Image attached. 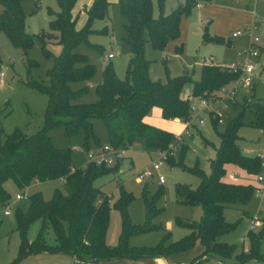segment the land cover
<instances>
[{"label":"trees","instance_id":"1","mask_svg":"<svg viewBox=\"0 0 264 264\" xmlns=\"http://www.w3.org/2000/svg\"><path fill=\"white\" fill-rule=\"evenodd\" d=\"M211 0H182L169 13L163 12L164 0H157L159 15L153 16L152 0H115L125 18L123 41L130 48L131 56L124 78L117 77L113 65L105 64L101 82L95 87L96 99L92 102L79 101L88 92V85L95 74L96 67L87 55L76 52L75 48L84 43L95 47L88 40L94 32L92 23L107 15L109 0H56L58 11L49 12L51 32L43 33L54 38L61 46L54 64L46 72L47 82L27 80L38 92L47 96L43 115V126L35 133L26 134L20 129L3 135L0 125V200L9 198L4 188L6 180H12L19 188L29 186L33 181L61 179L65 192L55 189L49 199L41 192L34 191L28 196L29 204L25 210L15 212L16 228L20 243L18 253L12 264L37 253H65L80 264H99L103 260L120 258H164L191 250L197 243L201 249L198 255L183 264H225L233 260L235 264H246L251 260L264 262L261 243L264 232L248 230V246L228 243L222 240L225 234L234 231L238 221L225 219L224 209L231 204H246L254 195L256 185L225 181L226 166L234 165L249 174H258L263 169L262 161L256 154H245L238 145V128L243 124V112L232 119L224 130L217 131L220 138L215 156L210 160V173L206 174L198 162L188 167L184 163L187 145L181 143L177 158L171 155L166 162L177 165L200 178L196 188L186 184H175V200L183 205L200 206L198 220L176 218L178 226L189 229V233L178 240H171L166 231L153 246H131L132 234L148 233L161 229L153 222L154 217L163 212L155 206L157 198L163 194L160 186L148 196L143 192L146 218L142 225H132L126 212L132 199L130 194L121 191L114 207L121 214V232L116 246L106 242L111 201L108 195L94 185V181L114 171L113 166L87 162L84 167L72 165L71 151L54 146L49 135L51 128L61 126L67 138L80 129L84 132V145L88 147L90 137L98 144L93 132L92 119L103 121L109 143L115 147L129 148L135 139L141 138L147 150H165L173 142L174 135L150 125L143 118L152 107H158L165 119H186L190 116L192 98L210 99L216 97L221 88L230 84L239 73L230 71L212 59L204 60L199 79L192 73L166 78V81L153 80L149 76L150 61L145 57V45L164 50L169 41H174V51L182 53L180 38L181 19L189 16L195 6ZM22 0H0V30L10 42L26 52L33 45V37L25 31V14ZM85 19L80 27V15ZM203 40L223 42L219 36L208 33V24H203ZM43 52H50L43 46ZM2 59L0 56V69ZM82 83L73 88V83ZM190 85V97H183V89ZM220 96V95H219ZM244 108L252 115V124L264 129V97L259 101H246ZM217 121V118H215ZM122 188L121 183L118 185ZM41 219V227L33 239L27 236L29 225ZM53 232L54 242L48 243L46 230ZM179 264V263H171Z\"/></svg>","mask_w":264,"mask_h":264},{"label":"rangeland","instance_id":"2","mask_svg":"<svg viewBox=\"0 0 264 264\" xmlns=\"http://www.w3.org/2000/svg\"><path fill=\"white\" fill-rule=\"evenodd\" d=\"M107 15L103 19H96L92 23L94 32L89 34L88 40L96 44L95 47L79 44L76 52L87 55L90 63L96 67L92 79L87 82L88 92L79 101L92 102L96 99L95 87L101 82L102 69L107 63H111L118 78L125 76L126 67L131 56L130 48L123 41L125 35V18L120 12L115 0H109ZM182 0H164L163 12L169 13L176 8ZM22 8L25 14V31L33 37V45L26 50L14 46L3 31L0 30V56L2 67H5L4 76L0 78V125L3 135L20 129L26 134L35 133L43 126V115L46 108L47 96L44 93L26 84L27 80L47 82V70L54 64L55 57L60 53L61 46L54 38H49L43 33L51 32L49 20L53 17L49 12L58 11L56 0H22ZM153 16L159 15L157 0H152ZM0 4V13L2 11ZM208 15H201L199 9L193 8L189 16L181 19L180 38L183 43L182 53L174 51L176 42L169 41L164 50L154 49L149 43L145 45V57L150 61L149 76L153 80L166 81L168 76L174 77L183 73H192L194 79L201 75V65L204 60L212 59L214 62L225 66L229 63H238L241 60L238 52L248 47L251 36L245 30L253 23L258 24L255 31L259 40L258 47L262 50L256 60L255 69L251 74L250 85L239 88L232 99L218 94L213 99H207L209 106L200 109L199 119H192V126L188 134H184V122L179 119H165L158 107H152L145 116V121L157 128L165 130L174 136L183 134V143L187 145L184 163L188 167L197 162L206 173H210V160L214 158L220 138L217 131L225 129L227 124L239 116L242 112L243 124L238 128V145L245 154H256L264 145V135L261 129L252 124V113L244 108L246 101H259L264 97V0H214V6ZM85 15L78 18L77 26L84 22ZM211 20V22H210ZM208 24V33L219 36L223 42L204 41L203 24ZM241 32L237 38L233 33ZM231 41L232 43H228ZM43 46L50 52L46 55ZM108 53L114 55L111 59H105ZM82 83H73V88H78ZM221 95V97L219 96ZM183 97H190V85H186L182 93ZM199 97L192 98L196 103ZM217 110L218 122L211 115ZM158 112V113H157ZM192 114V112H191ZM190 114V115H191ZM201 120V121H199ZM93 132L98 138V144L92 137L88 140V147L84 145V132L80 129L70 138L65 137L63 128L55 126L50 129L49 135L54 146L68 148L71 151L72 165L76 168L84 166L88 162L87 151L98 150L109 145L106 127L102 120L92 119ZM152 123V124H151ZM180 144L173 154L177 158ZM74 148H77L75 150ZM124 160L114 173L105 174L94 181L105 195L110 197L112 203L109 212V224L106 232V242L110 246H116L121 232V214L114 207L121 191L132 196L126 212L132 225H142L146 218V209L143 192L148 191V196L153 195L161 186L163 194L155 201L157 208L163 212L154 217L153 222L159 224L161 229L148 233L132 234L129 237L131 246H153L166 231L171 233V240H178L189 233V229L178 226L176 218L198 220L201 216L200 206L183 205L175 200V184H186L196 188L200 178L177 165L164 162L160 173L164 176V182L159 183L157 177L151 181H138L136 174L145 168H151L153 163L160 158L158 150H147L141 138L135 139L132 145L124 150ZM123 163V164H122ZM122 164V165H121ZM230 168L237 169L239 176H232L234 172ZM227 178H234L242 183L257 185V175L264 176V166L260 173L249 174L245 170L234 165H227ZM237 174V173H236ZM230 176V177H229ZM121 183L122 188L118 185ZM4 188L9 194L6 201L0 200V264H12L18 253L20 238L16 228L15 212L17 209L25 210L29 204L28 196L34 191L41 192L45 199H49L55 189L65 192L66 186L61 179L46 181H33L29 186L21 189L12 180L4 182ZM22 195L16 199V194ZM225 219L229 222L238 221L234 231L225 234L222 240L228 243L248 246L246 233L250 219L256 216L260 223L254 228L255 232H264V189L254 195L246 204H231L224 209ZM41 219H37L29 225L27 236L31 240L41 227ZM48 243L54 242L53 232L48 228L45 232ZM197 243L191 250L175 254L168 258L169 263L188 262L200 252ZM264 251V240L261 243ZM17 264H80L74 263L71 255L65 253H37L21 259ZM99 264H162L157 259L141 258L137 260L120 258L112 261H101ZM225 264H235L233 260L225 261ZM246 264H264V262L251 260Z\"/></svg>","mask_w":264,"mask_h":264},{"label":"built area","instance_id":"3","mask_svg":"<svg viewBox=\"0 0 264 264\" xmlns=\"http://www.w3.org/2000/svg\"><path fill=\"white\" fill-rule=\"evenodd\" d=\"M258 28V24L255 22L251 26H249L245 32L249 33L251 36L250 44L247 48L240 50L238 52L239 56L241 57V60L238 63H229L228 65L222 66L230 71L238 72L239 75L230 84L224 86L221 88L219 94H223L224 98L232 99L236 95V92L239 88H245L250 85L251 81V74L253 73V70L255 69L256 60L259 58V55L262 50L258 47L257 42L259 40L257 34L255 31ZM234 36L237 35V33L233 34ZM114 57L112 53H108L105 59H110ZM5 67L1 66L0 69V78L4 76ZM221 97V95H220ZM209 106V102L206 99H199L196 103H192L190 106V111L192 114L182 121L185 125L184 134H188L189 128L192 126V119L196 118L199 119L198 112L200 109L206 108ZM211 115L214 118H217L218 122L221 120L218 117V112L215 110ZM201 121V120H199ZM202 122V121H201ZM263 135H264V129H261ZM264 140V138H263ZM183 142V134L174 136L173 142H171L167 149L165 150H158L160 158L155 161L151 168H145L139 171L136 174V179L138 181H147L152 180L154 177H157V180L159 183L164 182V176L160 173L161 165L166 162L167 158L171 155H173L176 152L177 147ZM77 150V148H74ZM124 148L121 147H115L111 144L105 145L103 147H100L98 150L93 151H87V157L88 162H95L97 164H105L107 166H113L117 162H120L124 160ZM256 155L261 159L262 165L264 166V145L261 147L260 151L256 153ZM232 176H236V174H233ZM256 189L255 192L258 195L263 189H264V176L257 175L256 177ZM16 199H21L22 195L16 194ZM260 219L254 216L250 219V223L248 226L249 230H254L255 227H257L260 223ZM76 262V261H75Z\"/></svg>","mask_w":264,"mask_h":264},{"label":"crops","instance_id":"4","mask_svg":"<svg viewBox=\"0 0 264 264\" xmlns=\"http://www.w3.org/2000/svg\"><path fill=\"white\" fill-rule=\"evenodd\" d=\"M214 6V0H211L209 3H200V4H198L197 6H195L197 9H199V12H200V14L201 15H208L209 13H210V9L212 8ZM210 22H211V20H210ZM237 33V35L236 36H234V35H232V37L233 38H237L239 35H241V32H236ZM234 34V33H233ZM228 43H232L231 41H229ZM113 58V57H112ZM111 59V58H110ZM159 110H157V111H160V113H161V110H160V108H158ZM158 113V112H157ZM172 120H174V121H178L179 119L178 118H175V119H172ZM143 121L144 122H146V123H148V124H150L149 122H147V121H145V117L143 118ZM152 124V123H151ZM123 164V163H122ZM121 164V165H122ZM86 165V164H85ZM84 165V166H85ZM84 166H82V167H84ZM226 168H227V166H226ZM229 170H231L232 172H234V174H236V176L238 175L239 176V173L236 171L237 169H234V168H230L229 167ZM227 171V170H226ZM227 176V173L225 174V176H224V180L225 181H229V182H238V183H242L241 181H239V180H236V179H234V178H232V177H230V178H227L226 177ZM237 176V177H238ZM151 181V180H150ZM201 249V248H200ZM173 255H175V254H173ZM173 255H171V256H173ZM170 256V257H171ZM169 257V258H170ZM147 259H157V260H159L162 264H171V263H169L168 262V258L167 259H164V258H161V257H159V258H147ZM74 260V259H73ZM112 260H117V259H112ZM112 260H103V261H112ZM137 260V259H136ZM101 262V261H100ZM99 262V263H100ZM74 263H77V262H75V260H74ZM183 263H185V262H182V264Z\"/></svg>","mask_w":264,"mask_h":264}]
</instances>
